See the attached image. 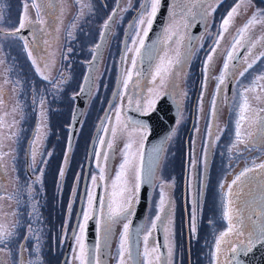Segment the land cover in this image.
I'll use <instances>...</instances> for the list:
<instances>
[{
	"label": "rangeland",
	"instance_id": "374dc122",
	"mask_svg": "<svg viewBox=\"0 0 264 264\" xmlns=\"http://www.w3.org/2000/svg\"><path fill=\"white\" fill-rule=\"evenodd\" d=\"M25 2L26 0H0V16H3L0 31H15L20 25V19H23L26 27L32 30L34 41L33 45L26 47V44L17 37L0 34L2 39L0 41V61H2L0 63V197H2L0 226L13 233L3 244H0V249H3L0 251V261H3V264H19V248L22 245L23 264H29L30 261L33 264H59L58 261L60 262L66 247V241L63 243L65 235L67 230L70 232L74 219L72 213L67 214L69 202L66 193L61 194V188H64V192L69 191L72 181L82 176L92 135L113 92L119 56L116 57L113 73L110 72L109 54L105 55L95 72L93 93L86 106L70 154L65 183L62 185L60 171L64 167L67 151L68 126L74 95L81 87L86 62L90 60L91 49L95 44L91 34L92 24H90L94 22L90 12L92 0H79V2L78 0H36L37 4L42 5L39 17L30 0L26 9ZM127 2L129 3L128 0L122 1L121 12L122 9L129 8ZM238 12L240 14L232 21L230 31L223 34L224 37L229 33L228 41L235 34L239 35L237 30L256 11L247 0H241ZM28 20L33 21V26L27 25ZM38 20L42 22H37ZM114 34L113 31L112 35ZM247 40L248 48L251 44H255V47L245 53L236 70H242L247 66L245 60L251 62L255 59L256 62L243 77L239 76L240 91L252 85L257 77H264V55H260L264 53V49L261 45V48L257 49V44L264 42V23L251 26L243 34L241 42ZM253 53H255L254 58ZM28 57L32 63L35 61L34 66H31ZM37 68L40 71H37ZM257 84L264 86V79L258 80ZM246 95L251 105L247 116L250 119L257 115L264 118V111H260L264 109V88L256 87L255 91H249ZM257 96L260 100L256 99ZM35 126V135L30 144L29 175H27L25 148ZM225 126L221 120L218 121L214 143L217 146L219 144H230V146L226 151L216 147L213 151V159L215 157V160H229L233 163L237 161L241 171L246 167L252 169V172L247 173L245 183L237 182L235 185L238 194L231 197L234 204L232 207L237 211L245 209L249 211L253 209L252 207L262 208V215L257 219V226L260 228L264 223V169L256 166L264 163V139H261L256 128H250L245 121L241 131L248 147L239 144L237 148H232L236 137L233 134L225 135L224 131L228 132ZM249 132L255 136L257 141L255 144L248 138ZM132 139L137 142L132 144L130 152L135 154L134 163L140 167L139 154L142 152L140 137L133 135ZM128 140L129 136L125 137L121 145L117 157L118 169L123 161L122 152ZM183 141L184 137H182ZM177 143V135H174L168 142L157 169L148 211L152 220L158 213L161 192L164 194V206L171 197L175 170L173 161L177 159V148H174V144ZM33 152L36 153L35 161H33ZM127 180L128 187L133 188L136 184L135 169L128 171ZM252 183L255 189L250 186ZM112 191L111 181L109 197ZM127 194L130 193H125V196ZM251 196L253 197L250 201ZM189 197L191 198V195ZM223 200L224 195L218 198L213 196L211 199L213 209L217 210L216 221L218 210L224 211ZM253 213L255 212L249 213V218H252ZM208 221L209 219L205 218L204 221L199 222L201 230ZM248 223V220L244 221V224ZM221 224L222 228H225V222ZM168 228L169 234H172L171 223L168 224ZM242 233L241 240L244 237L248 238V229ZM193 238L194 241L197 240V229L193 231ZM233 238L240 236L234 235ZM37 244H39L38 252Z\"/></svg>",
	"mask_w": 264,
	"mask_h": 264
},
{
	"label": "flooded vegetation",
	"instance_id": "af4514ba",
	"mask_svg": "<svg viewBox=\"0 0 264 264\" xmlns=\"http://www.w3.org/2000/svg\"><path fill=\"white\" fill-rule=\"evenodd\" d=\"M122 1L123 0H121L120 4L117 6L118 0H92L90 10L94 18V22L90 23L92 24L91 34L94 39L93 43H95L94 47L99 41L105 22L108 21V18L112 15L113 11L117 10V15L114 20L115 22L111 28L104 54L99 64L100 66L105 55L109 54L111 56L109 61V67L111 68L110 72L113 73V67L116 65V57L118 55V69L116 71L115 80L117 79L120 68V57L125 32L128 29L132 18L140 10V5L144 2V0H128L129 3L127 2V4L129 5V8L123 13V11L121 12ZM165 1L166 0H161V6L154 18L152 27L148 31L147 37H143L144 46L140 49L138 55L135 49L139 47V44H134L133 40H138L139 38L132 33L137 31L134 27L136 19L132 23L133 27H131L128 32L119 91L107 118L96 137L85 184L84 172L86 163L83 166L81 178L72 181L69 191L64 192V188H61V194L63 195L66 193L69 202L66 209L67 214L72 213L74 216L70 232L67 230L63 242L65 243L66 241V247L81 203L77 226L64 264H79V261L74 259V256L78 251L75 237H82L83 243L87 248L86 237L88 224L93 219L96 221L94 246V249L96 250V258L101 264H119L118 256L121 233L125 223L129 224L130 232L136 206L139 201V192L136 194V202L132 206V215L129 216L127 220L122 219L112 226L111 234L107 239V243H105L104 225L105 213L107 210L106 204L107 199L109 198V186L119 170L117 167V157L119 151H121V145L124 142L125 137L129 136V130H126L119 139L113 140L111 129L116 127L119 132L121 126L127 122L142 124L144 127L142 129L137 128L133 135L139 137L138 133H144L142 147L143 153L147 136L150 133V127L146 122V118H149L148 116L155 111L158 103L165 97H168V99L179 109V115L164 145L161 156L162 159L168 142L174 135H177L178 143L174 144V148H177V159L173 161L175 164V170L173 172L174 182L170 193L171 197H169L167 204L164 206L166 212H171L169 220L172 224L173 232L172 234H169V232L165 233L160 227V222H156L158 227L155 230H152V234L149 237L148 247L150 252L153 248L157 251L151 254L150 259L152 264H162L164 259H168L170 264H214L215 242L220 233L227 229L228 224L223 217V211L218 210V225H216L217 221L215 216H217V210L213 209L211 199L213 196L218 198L226 193L229 185H232V181L241 171L237 161H234L233 163L229 160H215V157L213 159V151L216 147L222 149V151H226L230 146V144H219L217 146L214 143L218 121L221 120L222 123L226 125L225 128L228 129V132L225 130V135H235L238 104L240 102V86L238 83L240 69H232L233 62H229L231 71L225 76V82L223 85H220L219 91L217 89L218 80L216 77H219L222 74L223 64L227 53L232 50L235 38L239 37V35L235 34L234 37L228 41V33L220 40L219 47L213 56V61L209 64L207 76L205 74L204 65L206 57L209 55L211 48L214 46L217 36L219 35L223 19L237 4V0H214V2L209 0L205 12H210L211 14L207 15L206 20H201L198 16L196 19L185 16V10L182 7V4L187 3V0H168L165 8L163 28L157 42L155 59L146 70V55L150 49L147 40L152 35V29L157 18L162 14V7L165 4ZM250 4L255 11L261 10L264 12V0H251ZM187 6L191 7V3H187ZM213 8L215 9L214 12L212 11ZM192 11L195 13L197 9H192ZM20 22L21 19L19 24ZM1 23H3V16H0V24ZM232 24L233 23H231V25ZM231 25L228 28L229 31ZM23 29H27L29 32L23 37L17 38L27 45H33L32 30L26 26ZM177 29L179 30L178 36L172 35ZM113 31L115 32L114 36L112 35ZM0 34L2 33L0 32ZM0 41H2L1 38ZM260 45L262 46V49H264V42L257 44V49L261 48ZM94 47L91 49V57L93 56ZM243 49L244 53L236 62V67L245 53L249 50L248 40L244 43L240 41V44L236 46L233 55L237 57ZM254 56L255 53H253V58ZM165 57H170L173 60V66L170 67L169 74L165 77V83L160 85L158 83L159 78L157 77V80L154 81L153 77L155 76L157 65H159ZM133 59L137 61L135 68L132 66ZM176 60L186 61V63L182 68L177 70L179 66L175 65ZM28 61L31 63V66H34L29 57ZM129 71L132 72V79L128 83L127 88H125L123 81L126 79ZM229 86L230 94L228 95ZM213 101H215V107L213 106ZM211 109L212 114L210 115ZM117 110H119L120 113L119 123L116 121ZM105 129H108L109 131L106 133L104 131ZM182 137H184L183 142ZM101 139L105 141L113 140V148L108 149L106 146L102 147L100 144ZM97 152L102 154L106 153L108 156L106 162L101 161V166L105 168L104 181H99V167L96 159ZM181 157H183V159H181ZM65 158L66 155L64 157V175L61 178L62 185L65 183V177L70 164V159L67 164L65 163ZM139 160L141 164V157ZM193 161H195L194 165ZM94 175L97 176L96 185L92 182V177ZM252 180L254 181V179ZM221 184L224 185L223 189L220 188ZM83 185L84 195L81 201ZM250 186H253L255 189L254 183ZM232 188L233 195H237L238 192L235 189V185H232ZM89 194H92L94 197L93 209L91 211L89 210L88 205ZM197 194H199V211L195 222L197 240L194 241L192 216L193 201ZM128 195L130 194H127V196ZM189 195H191V198ZM252 197L253 196L249 198L250 201L252 200ZM150 200L141 233L139 264H145L144 236L148 233L151 224L155 219V217H153L152 220V217L148 215ZM169 205H171L170 209L168 207ZM232 206L234 207L233 203ZM252 208L253 209L249 211L248 209L243 211H237L235 209L239 213L241 224L237 227L241 232L247 229H254L258 232L259 227L257 226V219L258 216L260 217L262 215V208ZM252 211L255 213L251 215L252 218H249V213ZM85 212H90V218L86 224L84 220ZM159 214L163 218L164 213L161 212ZM205 218L206 220L209 219V221L205 228L201 230L199 222L204 221ZM246 220L249 221L248 224H244V221ZM221 222H225V228H222ZM166 223L168 222L166 221ZM81 225H84L82 233L79 227ZM261 225H264V223ZM166 235L172 247V253L170 256L169 248L166 246ZM234 235L236 234L231 233L227 239L231 241V246L235 247L237 252L233 254L227 251L229 245L222 244V252L219 256L220 261L225 262V264H250L252 259L249 257V254L257 244L261 242L256 241L252 245L250 251H245L248 244V238L244 237L241 240V235H239L240 238H233ZM63 255L60 262L58 261L59 264H61ZM156 256H160L161 259L157 261L155 259ZM128 264H132V261H129Z\"/></svg>",
	"mask_w": 264,
	"mask_h": 264
},
{
	"label": "snow or ice",
	"instance_id": "6c2138e0",
	"mask_svg": "<svg viewBox=\"0 0 264 264\" xmlns=\"http://www.w3.org/2000/svg\"><path fill=\"white\" fill-rule=\"evenodd\" d=\"M28 2L29 0H26L25 9L28 6ZM30 2L32 6L36 9L37 16L39 17L42 5L37 4L36 0H30ZM212 2H214V0H212ZM248 2L251 3V0H248ZM187 3H191V7H188ZM187 3L182 4V7L185 10L184 11L185 16L191 17L192 19H196V17L198 16L201 20H206L207 15L211 14L210 12H205V8L208 7L209 0H187ZM240 3H241V0H237V4L231 9V11L228 12L227 16L222 21V24H221L222 31L217 36L214 46L211 48L209 55L206 57V61L204 65L206 76H207V72L209 69V64L213 61V56L216 53L217 48L219 47L220 40L223 39V34L228 31V28L231 25L232 21L234 20L235 16L240 14L238 12ZM160 6H161V0H144V2L140 5V11L138 13V16L135 18L136 24L134 26L137 29V31L135 32V36L138 37L139 39L133 40L134 44L136 43L139 44V47L135 49L137 55L139 54L140 49L144 46L143 37H147L148 31L152 27L154 18L156 17ZM192 9H197V11L193 13ZM122 11H127V9H122ZM212 11L214 12L215 9L213 8ZM116 15H117V11L114 10L112 15L109 16L108 21H106L103 26L105 30L109 29L110 22H115L114 17ZM37 22H42V20H38ZM257 23H264V12H262L261 10H257L256 12H254L253 15L245 22V24L240 29L237 30L239 33V37L235 38V42L232 45V50L227 53L225 62L223 64L222 74L219 77H216V79L218 80V85H217L218 91L220 90V85H223L225 82V76L229 74L231 71L229 62H233L232 69L236 68L237 57L233 55V52L235 51L236 46L240 44L243 34L246 33L251 26ZM27 25L29 27L33 26V21L28 20ZM25 26H26L25 22L22 19L20 22L19 28L16 29V31L18 32L19 29H23ZM130 27H133V26L130 25ZM178 34H179L178 29L172 33V35H176V36H178ZM103 37H104V33L102 32L101 38L103 39ZM25 46L27 47V44ZM252 47H255V44L250 45L249 51H251ZM96 48L99 49L100 45H97ZM260 55H264V53H260ZM29 56H31V53H29ZM255 62H256L255 59H253L251 62H248L247 60H245V63L247 66L239 71V76L243 77L245 73L248 72L250 68H252ZM0 63H2V61H0ZM33 63L35 64V61H33ZM136 63L137 61L133 59L132 60L133 68H135ZM185 63L186 61L176 60L175 65L179 66L177 70L182 68ZM172 66H173V60L170 57H165L164 59H162L161 63L157 65L156 67V72H155V76L153 77V80L156 81L158 77L159 78L158 83L160 85H163L165 83V77L169 74V69ZM37 71H40V69L37 68ZM131 79H132V72L129 71L127 73L126 79H124L123 81L125 88H127L128 83L131 81ZM260 79H264V77H257L256 81H253L252 85L244 87L243 90L239 92L240 102L238 104V113H237V119H236V129H235L236 141L232 145V148H237V145L239 144H244L245 147H248V144L245 142V137L241 131L243 122L245 121L248 122L250 128H256L261 139H264V118L257 115L255 118L250 119L247 116V113L251 110V105L249 103L246 93L249 91H255L256 87L264 88V86H260L257 84V81ZM256 99L260 100V97L257 96ZM42 103L43 101H41V104ZM213 106L215 107V101H213ZM140 110H143V109H140ZM260 111H264V109H260ZM41 115L43 116V112L41 113ZM116 121L117 123L120 122L119 110H117ZM143 127L144 126L139 123L133 124L132 122H127L121 126L119 132L117 131L116 127H113L111 129V136L113 140L119 139L126 130H129L128 131L129 140L127 143H125L124 151L122 152L123 161L119 166V170L117 171L115 178L112 180V188H113L112 194L107 199V204H106L107 210L105 213V225H104L105 243H107V239L111 234L112 226L118 223L122 219L127 220L128 217L132 215V206L136 202L135 197H136V194L139 192L140 184L142 180H141V174H140V167L139 165L134 163L136 156L135 154H132L130 152V149L132 147V144L137 142L136 140L132 139L133 133H135L137 128L142 129ZM104 131L107 133L109 130L105 129ZM138 135L140 137L139 143L142 148L144 133L140 132L138 133ZM248 138L251 139L253 144L257 142L255 136H253V133L251 132L248 133ZM113 140L105 141L101 139L100 144L102 147L106 146L108 149H112ZM139 155L141 157V162H142L143 153L140 152ZM35 156H36V153L33 152V161H35ZM96 159H97L98 167H99V181H104L105 180V168L101 166V161L106 162L108 160V156L106 153L102 154L100 152H97ZM65 163H67V156L65 158ZM194 164H195V161H193V165ZM256 167H259L260 169H264V163L257 165ZM132 169H135L136 184L134 185L133 188H129L128 180H127V173L129 170H132ZM249 172H252L251 168L246 167L245 169H243L232 181V185H236L237 182L245 183L247 180V173ZM63 175H64V171L63 169H61L60 176L63 177ZM154 176H155L154 172L151 173L150 180L154 179ZM92 182L94 185L97 184V176L94 175L92 177ZM232 185H229L227 192L223 194L224 195V200L222 201V205L224 209L223 217L227 221L228 226L224 232L220 233L219 237L217 238L215 242L214 264H225V262H221L219 259V256L222 252V244L229 245L227 251L233 254L237 252V249L231 246V241L227 239L229 235L233 232H235L237 236L243 234L237 227L239 224H241L239 213L232 207V199H231V197L233 196ZM220 188L223 189L224 185L221 184ZM125 193H130V195L125 196ZM93 203H94V197L92 194H89L88 195V205H89L90 211L93 209ZM168 207L170 209L171 205H169ZM34 210H35V206H34ZM198 211H199V194H197L196 198L193 201V216H192V221H193L192 230L193 231H195V222L197 219ZM161 212L164 213L163 218L159 214ZM170 216H171V212L170 211L166 212L164 209V194L163 192H161L160 206L158 208V213L155 216V219L153 220L151 224V228L149 229L148 233L144 236L145 264H152V261L150 259L151 254L157 251L155 248H153L150 252L149 247H148L149 237L152 234V230H155L158 227L156 222L159 221L160 227L162 228V230H164L165 233H168L169 232L168 223H170V220H169ZM89 218H90V212H85L84 213L85 224L87 223ZM166 221L168 223H166ZM79 227L82 233L84 230V225H81ZM140 231H141L140 229L137 230L138 235ZM12 235L13 233L11 231H8L4 226H0V244H3ZM75 239L77 241L78 251L76 252V255L74 256V259L78 260L79 264H101V262L96 258L95 249L93 250L87 249L83 243L82 237H75ZM37 240H39V237H37ZM256 241L264 243V225L260 226L258 232L254 229L248 230V244L245 248V251H250L252 245ZM166 246H168L169 248V256H170L172 253V247L167 239V235H166ZM36 250L37 252L39 251V244H37ZM0 251H3V249H0ZM118 259H119V264H128L129 261H132L134 259L133 253L129 246V224L128 223L124 224L123 231L121 233ZM155 259L159 261L161 257L156 256ZM0 264H3V261H0ZM29 264H33V262L30 261ZM136 264H139L138 259L136 260ZM162 264H170V261L168 259H164L162 261Z\"/></svg>",
	"mask_w": 264,
	"mask_h": 264
},
{
	"label": "water",
	"instance_id": "95a60500",
	"mask_svg": "<svg viewBox=\"0 0 264 264\" xmlns=\"http://www.w3.org/2000/svg\"><path fill=\"white\" fill-rule=\"evenodd\" d=\"M121 0H118L117 6L120 4ZM168 3V0L165 1V4L162 7V14L159 18H157L153 29H152V35L148 38V46L149 50L146 55V62H145V69L152 64V62L155 59V53H156V47L157 42L159 40V37L161 35V30L163 28L164 24V16H165V8ZM117 11V10H116ZM140 11V10H139ZM138 11V13H139ZM138 13L132 18L128 29L125 32V37L122 45V51H121V57H120V68L117 76V80L113 89V92L108 100V103L105 107V110L96 126V129L92 135L89 148H88V156L86 160V167L84 172V184L85 179L87 176L88 166L91 160V154L92 149L96 140V137L105 122L107 115L111 109V106L115 100V97L117 96V93L119 91L121 77H122V69H123V63H124V55H125V48H126V41H127V35L130 30V25L134 22L135 18L138 16ZM116 17V16H115ZM114 17V20H115ZM114 22H110V27L108 30L103 29L104 37L103 39L99 38V41L97 45H100V48L97 49L96 46L93 49V56L91 59L87 62L86 71L83 76V80L81 83V87L77 94L74 95V106L72 110L71 120L70 124L68 126V142H67V164L69 161V154L72 152L74 143L77 137V133L81 124V121L84 116V112L86 109V106L88 104V101L92 95L93 89H94V83H95V72L97 71V68L100 64L101 58L104 54V50L109 38V34L111 31V28L113 26ZM3 35L7 36H16V37H23L26 33L29 32L27 29H19V31H13V32H2ZM244 53V49L237 55V61L241 58V56ZM236 61V62H237ZM231 85V84H230ZM83 89V91H82ZM230 94V86L228 90V95ZM179 115V109L177 106L173 104L171 100L168 99V97L162 98L161 101L158 103L155 111L148 116L149 118H146V122L150 127V133L147 136L145 146L143 149V156H142V163H141V184L139 189V201L136 206V211L134 213V217L132 220V224L130 227L129 232V246L133 253L134 259L132 260V264H136V260L139 261V251H140V242H141V233L143 229L144 219L146 215V211L148 208L151 192L153 189V183L154 179L150 180V174L154 172L156 174L157 167L159 164V161L161 159L164 145L172 131V128L177 120V117ZM35 134V128L33 132L31 133L27 144L25 148V161H26V172L29 173V148L30 143L34 137ZM155 178V176H154ZM84 195V185L82 189V197ZM81 209V203L79 205V209L77 212V217L75 219L72 233L69 239V242L67 244L65 253L63 255V259L61 261V264H64L65 258L68 254L69 248L72 243L73 235L77 226L78 217ZM95 226L96 221L95 219L91 220L88 224V230H87V237H86V243L87 248L89 250H93L95 246ZM140 229L139 235L137 234V230ZM249 257H251L252 261L250 264H264V243H259L257 246L253 249V251L249 254ZM23 258V249L22 245L20 246L19 250V264H23L22 262ZM247 263V262H245Z\"/></svg>",
	"mask_w": 264,
	"mask_h": 264
}]
</instances>
